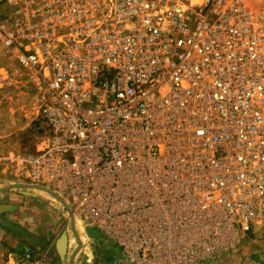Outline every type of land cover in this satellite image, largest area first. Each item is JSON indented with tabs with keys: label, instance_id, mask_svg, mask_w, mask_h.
Listing matches in <instances>:
<instances>
[{
	"label": "built area",
	"instance_id": "1",
	"mask_svg": "<svg viewBox=\"0 0 264 264\" xmlns=\"http://www.w3.org/2000/svg\"><path fill=\"white\" fill-rule=\"evenodd\" d=\"M264 0H0L42 81L15 176L126 264H210L264 229ZM1 68V67H0ZM1 70V69H0ZM2 264H46L45 251Z\"/></svg>",
	"mask_w": 264,
	"mask_h": 264
},
{
	"label": "crops",
	"instance_id": "2",
	"mask_svg": "<svg viewBox=\"0 0 264 264\" xmlns=\"http://www.w3.org/2000/svg\"><path fill=\"white\" fill-rule=\"evenodd\" d=\"M3 189L4 186L0 187V264L8 253L20 254L24 249L45 251L46 264H70L78 248L71 230V213L67 212V217L66 212L57 210L50 204L51 208H47L51 214L49 220H35L40 225L33 227L28 222L32 218H23V210H26L24 206H28V202L24 205L15 203L9 196L13 194ZM29 205H36V202ZM39 215L35 213L34 217H40ZM61 221L62 225H59ZM83 237L84 241L72 264H126L117 248L99 234L98 237L90 236L83 229ZM61 238H64L63 245L59 244ZM86 242L88 244L85 246ZM210 264H264V229H254L242 238L236 250L220 255Z\"/></svg>",
	"mask_w": 264,
	"mask_h": 264
},
{
	"label": "rangeland",
	"instance_id": "3",
	"mask_svg": "<svg viewBox=\"0 0 264 264\" xmlns=\"http://www.w3.org/2000/svg\"><path fill=\"white\" fill-rule=\"evenodd\" d=\"M12 12L9 6H0V13L5 16L9 17ZM0 67V187L4 186L3 190L13 194L9 196L15 203L24 205L28 202V206H24L26 210H23V218H32L28 222L33 227L40 225L35 220H49L51 214L47 208H51L50 204L57 210L66 212L68 217L66 209L57 200L60 198L54 194L55 198L40 190L8 188L14 184L28 185L15 176V162L23 154L35 151L42 128L40 106L45 89L41 79L23 68L11 50L0 51ZM34 202L36 205H29ZM35 213L40 214V217L35 218ZM60 223L62 225V221ZM87 244L88 242L85 246Z\"/></svg>",
	"mask_w": 264,
	"mask_h": 264
},
{
	"label": "water",
	"instance_id": "4",
	"mask_svg": "<svg viewBox=\"0 0 264 264\" xmlns=\"http://www.w3.org/2000/svg\"><path fill=\"white\" fill-rule=\"evenodd\" d=\"M9 189H34V190H40V191H42V192H46L47 194H49V195H51L52 197H54V195L53 194H51V192H49V191H46V190H44L43 188H41V187H37V186H29V185H20V184H14V185H11V186H9L8 187ZM55 198V197H54ZM62 205H63V207L66 209V211L68 212V208H67V206L60 200V199H57ZM71 230H72V232H73V234H74V236H75V232L73 231L74 230V228H73V225H72V223H71ZM87 232L88 233H90L92 236H95V237H98V233L97 232H95V231H93V230H87ZM75 240L77 241V243H78V250H79V246H80V242H79V239L77 238V236L75 237ZM59 244H64V238H61L60 239V242H59ZM60 248H62V246L60 247ZM78 252H77V250L75 251V253L73 254V256H72V258H71V261H70V264H72V261H73V259H74V257L76 256V254H77Z\"/></svg>",
	"mask_w": 264,
	"mask_h": 264
},
{
	"label": "bare ground",
	"instance_id": "5",
	"mask_svg": "<svg viewBox=\"0 0 264 264\" xmlns=\"http://www.w3.org/2000/svg\"><path fill=\"white\" fill-rule=\"evenodd\" d=\"M72 225H73V228H74V231H75V236L74 237L77 236V238L79 239L80 244H82V242L84 241L82 226L75 219H74V221H72ZM88 235L92 236L90 233H88ZM76 250H77V252L79 251L78 248Z\"/></svg>",
	"mask_w": 264,
	"mask_h": 264
}]
</instances>
